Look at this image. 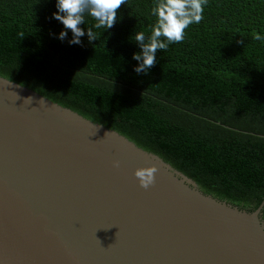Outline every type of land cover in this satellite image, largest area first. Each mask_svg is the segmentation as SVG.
Here are the masks:
<instances>
[{"label":"trees","instance_id":"16d2710c","mask_svg":"<svg viewBox=\"0 0 264 264\" xmlns=\"http://www.w3.org/2000/svg\"><path fill=\"white\" fill-rule=\"evenodd\" d=\"M156 2L126 0L111 28H95L86 11L85 34L73 44L54 18L58 0H0V76L116 130L203 192L253 210L264 198V0H207L183 41L158 49L155 65L138 74L135 35L150 36Z\"/></svg>","mask_w":264,"mask_h":264},{"label":"water","instance_id":"95a60500","mask_svg":"<svg viewBox=\"0 0 264 264\" xmlns=\"http://www.w3.org/2000/svg\"><path fill=\"white\" fill-rule=\"evenodd\" d=\"M153 166L144 188L135 171ZM263 207L207 194L116 130L0 76V264H264Z\"/></svg>","mask_w":264,"mask_h":264},{"label":"clouds","instance_id":"9594fccd","mask_svg":"<svg viewBox=\"0 0 264 264\" xmlns=\"http://www.w3.org/2000/svg\"><path fill=\"white\" fill-rule=\"evenodd\" d=\"M126 3V0H58L57 7L59 13H54V18L61 21L65 29H70L75 39L70 43H80L79 38L84 36V31L79 27L84 23L83 14L87 11L98 23L95 28L99 29L106 26L113 27L117 19L118 9ZM207 0H157L152 8V13L157 17L155 25L151 29L150 36L145 37L143 32L135 35V41L139 43L142 51L136 53L133 59L140 61L135 71L139 74L153 67L156 63L157 50H166L168 44L181 42L185 36V29L192 23H199L203 19L204 5ZM67 32L60 33L63 40ZM89 40H95V34L91 29L88 30ZM165 38L167 43L164 42ZM254 38L261 39L259 34ZM119 167V161L115 162ZM156 167L138 168L135 176L140 185L148 188L155 182Z\"/></svg>","mask_w":264,"mask_h":264}]
</instances>
